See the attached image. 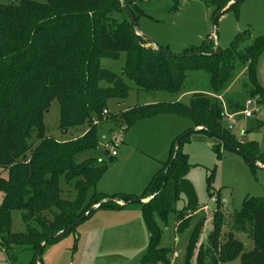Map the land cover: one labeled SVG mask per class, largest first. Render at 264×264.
I'll return each instance as SVG.
<instances>
[{"label": "trees", "instance_id": "1", "mask_svg": "<svg viewBox=\"0 0 264 264\" xmlns=\"http://www.w3.org/2000/svg\"><path fill=\"white\" fill-rule=\"evenodd\" d=\"M203 1L212 10L215 23L225 12L237 11L240 3ZM123 4L136 21L140 13L135 11V0H11L0 4V171L7 173V179L0 176V253L19 246L36 253L29 264H42L45 247L72 233L74 229L68 228L81 217L88 214L85 221L98 210L122 211L138 206L150 232V243L136 264H171L172 251L160 247L158 220L167 222L180 195L186 199L183 213L192 216L199 210L195 189L186 177L189 157L182 151L189 137L194 132L215 136L225 147L231 149L232 145L264 165V152L255 142L242 143L223 126L225 115L218 100L242 68L246 69L244 90L248 96H262L257 64L264 52V36L246 45L247 33L239 34L217 55L210 36L201 47L185 49L178 56L158 46L168 51L169 55H164L147 48L145 45L151 44L146 38L136 36ZM114 14L126 17L118 21ZM123 53L126 62L121 74L141 91L179 95L188 73L205 72L212 95L194 93L188 105L161 102L114 116L111 121L125 130L161 115L180 117L193 126L173 141L169 159L141 194L95 192L88 198V191L105 176L106 167L93 161L75 164L73 158L96 148L98 126L94 123L102 119L108 102L128 96L130 87L124 79L101 67L102 59L118 60ZM54 101L60 106L61 134L86 125L82 137L59 143L46 136L44 115ZM73 182L76 199L63 200L61 185ZM153 195L152 200L140 202ZM14 211H23L26 232L11 231ZM45 211L52 218L43 216ZM33 219L38 228L29 223ZM205 222L202 217L193 228L183 264H192ZM188 224L177 227L178 232ZM224 226L225 217L218 207L206 244L196 254V264L237 259L240 264H264V197L245 201L222 243ZM235 233L246 234L253 241V250L244 252Z\"/></svg>", "mask_w": 264, "mask_h": 264}, {"label": "rangeland", "instance_id": "2", "mask_svg": "<svg viewBox=\"0 0 264 264\" xmlns=\"http://www.w3.org/2000/svg\"><path fill=\"white\" fill-rule=\"evenodd\" d=\"M34 1L44 3L45 0ZM135 1L140 13L136 18V26L141 35L159 47H167L175 56L180 55L185 49L201 47L209 36L215 44V51L217 47L221 50L229 48L239 34L247 33L246 45H252L257 38L264 36V0H243L239 3L237 11L232 9L225 12L215 26L212 10L203 0H179L178 4L177 0ZM10 2L11 0H0V4ZM114 17L122 21L126 15L114 14ZM145 46L152 48V45ZM125 62L126 54L124 53L118 60H101V67L122 77L130 87V91L125 100H110L107 105L108 114H103L102 119L94 123L98 126L96 148L79 153L73 158L75 164L93 161L106 167L107 171L102 182L88 191V198L95 192L102 193V186L107 189L103 192L106 194L118 188L115 186V176L133 177L142 173V166L135 161V156L128 164L117 168V161L123 154L125 144H118L115 148L117 158H113L104 148V143L111 140L113 136L122 133L128 137L132 133L141 131L138 128L125 130L116 122L111 121L114 116L127 108L172 102L178 98H180L178 100L180 103L188 105L194 93L212 95L208 75L205 72L188 73V81L179 95L141 91L133 82L122 76ZM257 78L262 87V96L254 98L248 96L244 90V84L247 82L246 69L242 68L237 71L218 100L225 115L223 126L230 129L240 142H255L264 152V52L257 64ZM249 102L251 105H248ZM248 108L252 113L250 118L244 115V111ZM228 115H233V120H230ZM167 119L173 121L172 125L179 132L178 136L183 135L193 126L191 122L180 117L173 116ZM44 124L46 136L59 143L78 139L88 129L85 125L62 135L59 130L60 106L57 101H54L45 113ZM139 139L135 143L136 146L138 142H142ZM34 143L36 140H33L32 144ZM134 150L135 153H145L142 148L138 149L139 151ZM157 151L156 156L163 158L161 160L168 159V155L164 157L161 154L163 150L160 146ZM182 151L189 157L190 168L186 177L195 189L199 210L192 216L190 213H183L187 207L186 199L180 195L176 201L175 210L170 214L167 222L158 220L160 247L172 251L171 264H183L193 228L198 220L204 217L205 226L192 259V264H196V254L198 249L206 244L207 237L212 230L213 216L218 207L225 217L221 238L222 243H225L231 230L232 219L243 209L245 201L264 197V169H262L264 165L259 163L261 168H252L240 154L225 147L220 138L201 132H194L182 145ZM159 168L160 165L157 164L155 171L152 169L150 172L143 169V172H150L149 174L154 175ZM152 175L145 186L148 185ZM0 176L7 179L6 172L0 171ZM74 185V182L61 185L63 200L74 201L76 199L77 193ZM154 196L143 202L152 200ZM2 197L0 193V205ZM129 209L122 212L96 211L90 218L80 223L72 233L47 245L42 254V264H136L149 246L150 232L138 206ZM42 215L52 218L46 211ZM187 222H189L188 226L182 232H178L177 227ZM29 223L38 228L34 219ZM11 231L13 233L26 232L23 211L12 213ZM234 236L243 244L244 252L253 250V241L246 234L235 233ZM35 256L36 253L32 250L12 246L0 253V264H29ZM221 264H240V260Z\"/></svg>", "mask_w": 264, "mask_h": 264}, {"label": "crops", "instance_id": "3", "mask_svg": "<svg viewBox=\"0 0 264 264\" xmlns=\"http://www.w3.org/2000/svg\"><path fill=\"white\" fill-rule=\"evenodd\" d=\"M179 99L180 98H178L176 101H178ZM128 109L130 108H127L123 111H126ZM171 117L173 116L161 115L151 119L143 120L132 127L133 129L134 128L140 129L141 130L140 132L132 133L128 137H125L123 135L122 140L118 144H125L124 147L125 149L123 151V154L121 155V157H119V160L117 161V168L125 164H128L131 161V158L133 159L135 156L136 159L135 161L142 166V173L138 175H134L133 177L131 176L125 177L123 175H119V177L115 176L114 182H115V186H117L118 188L112 189V191L109 192V194L125 193V194L139 195L142 193V191L145 189L144 187H146L145 185L147 184L150 175H152L149 173L152 171V169L153 171L157 169V164H159L161 167V164L169 159L171 145L179 135V132H177L174 128V125H172L173 121L171 119H169L168 121L167 119ZM137 139L141 140L142 142H138L136 146L135 143ZM125 141L127 143H125ZM159 146L163 150L161 154L164 157L168 155V159L166 161H163L161 160L163 158L156 156L158 154L157 149ZM141 148L143 149L142 151H145L146 154L145 153L140 154L138 152L135 153L134 149H136V151H139L138 149ZM117 157L118 154L116 155V157L113 158H117ZM143 169H147L150 172L144 173ZM154 175H152L151 178ZM102 180L103 178L99 181V183L102 182ZM101 191L103 193L104 191H107V189L104 188V186H102ZM129 211H131V209H129Z\"/></svg>", "mask_w": 264, "mask_h": 264}, {"label": "water", "instance_id": "4", "mask_svg": "<svg viewBox=\"0 0 264 264\" xmlns=\"http://www.w3.org/2000/svg\"><path fill=\"white\" fill-rule=\"evenodd\" d=\"M243 0H234L233 3H239ZM123 7L125 8V11L127 12L128 16H129V19H130V22L132 24V27H133V30L134 32L136 33V36L137 37H143L145 38L143 35H141V33L139 32L137 26H136V21H135V16H134V13L125 5L123 4ZM135 11H138L139 10L137 8H135ZM215 26V22L213 24ZM147 39V38H146ZM148 41H150L149 39H147ZM150 44L152 45V47L158 51L159 53L161 54H164V55H169L168 51L162 49V48H159L155 43L151 42L150 41ZM219 53V48L217 47L216 48V51H215V54L217 55ZM179 147V142H177V149ZM230 148L234 151V152H237L238 154H240L243 158H245L247 161H249L250 163L256 165L257 167L261 168L259 166V164L257 163L256 160L252 159L251 157L243 154L240 150H238L237 148H235L234 146L230 145ZM264 169V168H262ZM140 202H143V201H140ZM119 204H123L121 202H118ZM97 208V207H95ZM94 208V209H95ZM88 216V214H86L84 217H81L80 219H78L77 221H75L69 228H68V231H72L73 229H75L86 217ZM38 257V256H37Z\"/></svg>", "mask_w": 264, "mask_h": 264}, {"label": "built area", "instance_id": "5", "mask_svg": "<svg viewBox=\"0 0 264 264\" xmlns=\"http://www.w3.org/2000/svg\"><path fill=\"white\" fill-rule=\"evenodd\" d=\"M248 105H251V103L249 102ZM104 114H108V111H104ZM244 115L246 118H250L252 113L251 111L248 109H246L244 111ZM230 120H233V115H228ZM123 138V134H118L117 136H113L111 140H108L104 143V148L105 150L112 156V157H116L117 153L115 151V148L117 147L118 143H120V141ZM206 210V208L204 209ZM208 215V214H207Z\"/></svg>", "mask_w": 264, "mask_h": 264}]
</instances>
